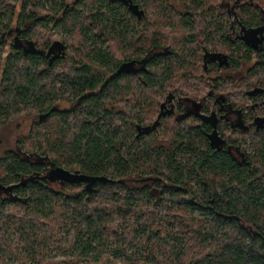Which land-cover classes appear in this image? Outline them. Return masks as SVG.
I'll return each mask as SVG.
<instances>
[{"label":"trees","instance_id":"16d2710c","mask_svg":"<svg viewBox=\"0 0 264 264\" xmlns=\"http://www.w3.org/2000/svg\"><path fill=\"white\" fill-rule=\"evenodd\" d=\"M133 1L143 5L141 22L119 1L75 0L69 6L68 0H0V35L11 28L20 10L18 25H26L35 47L45 51L36 55L13 49L4 67L0 51V127L32 118L31 140L38 138L35 153L47 156L48 164L107 180L98 179L91 189L68 184V193L33 191L28 216L4 215L0 208V253L16 258L28 254L35 260L42 217L61 221L60 233L72 238L69 253L77 264L98 263L105 256L129 264H161L160 257L163 264H264V132L254 133V156L242 167L205 145L188 147L185 162L181 148L173 152L154 145L166 142L165 133L159 137L152 134L155 130L143 131L139 136L137 125L151 127L157 121L172 68L168 48L147 41L140 60L148 59L154 46L163 47L148 62L155 68L149 66L141 79L137 73L117 74L123 64L137 58L113 53L114 42L135 51L136 41L143 38H136L137 24L149 26L150 9L166 11L168 5V0ZM192 5L200 7L201 2L192 0ZM180 19L184 26L203 23V18L195 25L189 17ZM241 19L247 25L248 20ZM58 31L69 33L71 39L52 42L49 37ZM219 41L224 43L223 37ZM55 42L64 46L59 61L47 56ZM137 82L139 92L134 88ZM64 104L68 108L62 109ZM43 115L48 117L41 122ZM26 169V163L13 159L7 168L13 173L6 171L7 179L12 181L14 173ZM137 182L142 188L135 186ZM164 182L174 186L172 190ZM167 192L177 196L170 207L164 198ZM184 193L196 202L184 198ZM180 205L187 208L177 209ZM164 209L173 222L165 219L169 215ZM165 224L177 232L164 237ZM217 226L230 229L218 250ZM27 235L35 239L30 243ZM146 235L140 255L129 254L138 237L143 241Z\"/></svg>","mask_w":264,"mask_h":264},{"label":"flooded vegetation","instance_id":"af4514ba","mask_svg":"<svg viewBox=\"0 0 264 264\" xmlns=\"http://www.w3.org/2000/svg\"><path fill=\"white\" fill-rule=\"evenodd\" d=\"M112 1H119L126 6L122 0ZM132 2L138 5L133 0ZM232 7L230 14L234 15L236 21L230 26V31L216 26L203 32V38L195 37L192 41H185V48L190 49V53H180L166 47L172 68L168 87L172 88L168 89L166 106L164 110H159L158 117L163 113L161 120H167L171 130L166 135V142L156 141L154 145L166 146L173 152L181 148L187 154H184L185 162L190 157L188 147L205 145L212 153L225 154L239 167L249 165L251 153L247 147L253 144L254 133L264 132V9L254 0H233ZM127 9L129 10L128 7ZM243 11L249 12L250 16ZM129 12L135 15L130 10ZM241 16L248 20L247 25H244ZM136 19L137 22L142 20L137 16ZM27 31L26 25L16 24L3 32L0 35V50L8 47L11 52L16 49L25 54L31 52L44 55L45 51L35 47ZM220 36L230 46V51L218 50L215 39L220 40ZM152 49L154 51L146 59L147 62L139 58L132 61L139 79L142 78V73L149 71L148 62L155 59L163 47L154 46ZM243 54L246 57H242ZM63 55L64 51L60 46L51 55L47 51L51 61H59ZM10 56L11 53L8 57ZM179 76L182 80H179ZM224 83H230V91L221 92ZM255 89H261L262 92L253 96L251 92ZM162 124H159L161 126L157 127L153 135H157ZM142 126H136L139 136L148 128ZM21 147L22 139L17 138L14 149L6 150L5 156L0 160V166L9 175L13 171L7 168L13 159L22 161L29 167L26 171L14 173L12 181H6L0 176V208L4 209V215L9 214L10 207H21L25 210L23 215L28 216L33 191L48 189L66 193L68 187L67 183L59 179L57 168L46 162L47 156L36 153L29 155ZM95 182L89 179L82 184L91 189ZM137 183L135 186L142 188ZM164 185L171 190L174 187L167 182Z\"/></svg>","mask_w":264,"mask_h":264},{"label":"rangeland","instance_id":"374dc122","mask_svg":"<svg viewBox=\"0 0 264 264\" xmlns=\"http://www.w3.org/2000/svg\"><path fill=\"white\" fill-rule=\"evenodd\" d=\"M74 1L75 0H68L67 3L70 6ZM199 1L201 2L200 7L192 5V0H168V5L165 6L166 11H160L158 8H156V6H153L152 9H150V11L147 14L148 19L146 21V25L149 26L147 27H145L144 25L138 26V24L136 26V33H135L136 38L138 39L141 38L142 36L143 38L138 40L135 38L137 40L135 51L132 52L131 49H129L126 45H123L119 42H114L113 49L111 51L113 53L114 52L117 53L118 56H120L121 58L124 57L139 58L143 55V50H145L144 48H147L144 47V45H146V42L148 41L150 43L153 42L154 44L158 42V44L163 47H168L171 50L182 53L184 52L182 49L186 47L185 41H192L194 40L195 37L196 39L203 38V32L209 30L207 29V27L213 28L217 26L219 28H222L223 30H227V32L230 31V26H232V24L234 25V20H235L234 15L230 14V12L233 9V7L231 8V5L233 4V0H199ZM254 2L258 3L264 9V0H254ZM226 4H229V6H226ZM140 6L141 8H143V5L140 4ZM243 12L248 16H250L249 12L247 11L246 12L243 11ZM19 14H20V10L16 11L15 18L13 20L11 27H15L16 24H18ZM254 15H256V12H254ZM182 17H189V20L193 25L197 24L198 18H203L200 20L203 23L202 25H200L201 23L200 24L198 23L199 24L198 26H190V25L184 26L183 22L180 19ZM244 19L246 18L244 17ZM192 28H194L195 30L193 31ZM146 29H148L147 32ZM55 33H57L58 35H54ZM143 33H145V35H143ZM49 39H51L52 42L55 40H61V41L65 39L69 40L71 39V35L63 31H58V32H53L52 36H50ZM141 40L144 42L142 43ZM38 42L42 46L44 44V37L42 36L41 38H39ZM215 44L218 50L226 51L230 49V46H228L223 42L221 43L218 39H215ZM0 51L2 52V57H3L2 66L4 67L6 61L9 58L8 56L12 52L8 47H4ZM69 51H73V50L70 48ZM193 53L195 55V51H193ZM169 64L171 67V62ZM150 68L154 69L155 66L151 65ZM169 80L170 77H168V83ZM179 80H182L181 76H179ZM177 85L178 84H175V86ZM139 86L140 85L138 82L134 84V88L136 89L137 92H139ZM169 88L171 89L172 87L170 86L167 88L165 96H167V92ZM230 90H231L230 83H224L221 92H227ZM63 108L66 109L68 107L66 104H64L62 106V109ZM159 110H156L157 116ZM34 130L35 129L33 126V119L29 117L25 119L20 118L15 122H9L3 125L2 127H0V160H2V158L5 156L6 150L12 149L14 147L17 138L22 139L21 148L27 154H34L36 151L34 149V145L38 143L37 136L31 140V134L32 131ZM42 130L43 128H41L40 132H42ZM170 130L171 128L169 122L165 120L162 124L161 129L158 131L157 136L162 137L164 133L167 135ZM170 135L171 132L169 133V136ZM247 148L248 151L251 153V155L254 156L255 149L253 148V146L250 145ZM38 154H43V153H38ZM0 176H2L6 181H10L9 179H7L6 171H4L1 166H0ZM192 186L194 188L197 187V183L193 182ZM66 193H68V189H66ZM176 197L175 196L171 197L170 193L167 192V194L164 197L165 200L166 199L170 200L167 203V207L172 206L171 201L176 200L177 199ZM183 197L186 199H192L190 193H184ZM164 198L160 200L161 203L159 204V207L163 206ZM192 202H196V201L192 199ZM178 208L184 211V208H187V206L180 205L177 207V209ZM23 212H25V210L21 207H12V208L10 207L8 209L9 215L17 216L19 218L21 216H25L23 215L25 214ZM27 212L29 213V210H26V213ZM164 213L165 215L166 214L169 215L167 216V218L165 217V219H169L171 222L174 221L173 219L174 217L172 216V214L169 213V211L164 209ZM195 216L198 215L195 214ZM124 226L126 227V225ZM164 228H165V232L163 234L164 237H168V233L177 232L178 230L177 228L172 229L170 226H168V224H165ZM61 229H62V225L60 220H52V219L44 220L41 217V221H39L37 228V232H38L37 239L39 241L35 244V249L37 250L35 260L34 258L29 257L28 254L24 255L23 257L16 258L15 256L5 257L3 254L0 253V264H77L75 257H73L71 253H69V247L71 246V242H69V240L71 237L70 238L64 237L60 233ZM229 230H230L229 228H220L218 226L215 228L214 237H215V244L217 250L222 246L224 236L226 232ZM19 236L15 235V237H19ZM147 237L148 235H146V239H144L143 241L140 237H138L136 244L137 246L131 248L129 254H134L139 256L140 255L139 251L141 250V245H142L140 243H143L144 245L148 240ZM181 237H183V235H181ZM189 238L190 237L188 236V239ZM25 239H29L28 241L31 243L32 240L35 238L29 237L27 235ZM28 241L27 244L29 245ZM121 245L122 247H120L121 248L120 251L125 253L123 249V243H121ZM23 246H26V244H23ZM111 246H112V242L111 243L109 242L110 249ZM159 262L163 264L162 257H160ZM93 264H129V263H127L125 259L121 261H117L112 257L105 256L100 262ZM132 264H139V262H135Z\"/></svg>","mask_w":264,"mask_h":264},{"label":"water","instance_id":"95a60500","mask_svg":"<svg viewBox=\"0 0 264 264\" xmlns=\"http://www.w3.org/2000/svg\"><path fill=\"white\" fill-rule=\"evenodd\" d=\"M122 2L129 8V10L134 13L139 19H142L144 12L142 10H140V7L138 5H135L132 0H122ZM1 44V41H0ZM58 46L62 47V51H64V46L59 43L56 42L52 45V47L48 50V55H51L53 53V51L55 50V48H57ZM144 62H147V60H144ZM134 62H129V63H125L123 64L120 69L118 70L117 74L118 75H122V74H133L136 73L137 70L134 69ZM262 92L261 89H255L251 92V95L256 96L258 93ZM166 106V103H164L161 106V110H164ZM56 111V108H54L51 112ZM164 116L163 113H161L157 119V121L155 122V124H153L151 127L146 128V131H154L157 129V127L160 124V120L161 118ZM47 115H43L40 117V121L44 122L47 119ZM57 175L59 176V179L63 182V183H67V184H71V185H77V184H82L83 182L87 181V180H92L93 182L97 181L98 179L103 181V182H107V180L103 179V178H91L88 177L86 175L81 174L80 172H71L70 170H67L65 168H57L56 170Z\"/></svg>","mask_w":264,"mask_h":264}]
</instances>
